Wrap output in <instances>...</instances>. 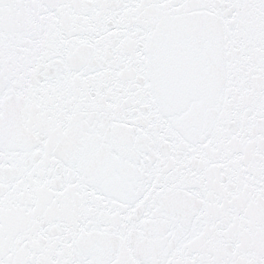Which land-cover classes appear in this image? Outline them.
Masks as SVG:
<instances>
[{
	"label": "snow or ice",
	"instance_id": "obj_1",
	"mask_svg": "<svg viewBox=\"0 0 264 264\" xmlns=\"http://www.w3.org/2000/svg\"><path fill=\"white\" fill-rule=\"evenodd\" d=\"M0 264H264V0H0Z\"/></svg>",
	"mask_w": 264,
	"mask_h": 264
}]
</instances>
